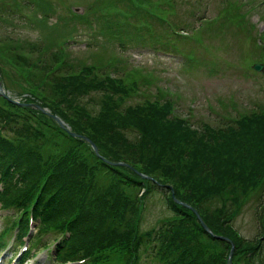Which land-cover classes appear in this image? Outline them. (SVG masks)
Instances as JSON below:
<instances>
[{
    "label": "trees",
    "instance_id": "trees-1",
    "mask_svg": "<svg viewBox=\"0 0 264 264\" xmlns=\"http://www.w3.org/2000/svg\"><path fill=\"white\" fill-rule=\"evenodd\" d=\"M28 44L29 46L26 47L17 41L11 45L17 48V51L10 53L14 63L22 69V76L25 75L26 82L33 88L32 91L28 89L32 96L25 100L39 102L49 107L53 113L67 120L73 130L92 138L103 155L114 161L128 162L130 165H127V168L132 174L136 175L131 166L153 177L146 180L134 176L128 180L129 186L126 184L124 186L141 190L150 184L155 191L169 195V208L177 215L183 212L173 199L172 188L169 185L171 183L184 187L185 193L190 198L183 199L178 192L175 193L176 196L178 195L177 198L193 203L203 215L206 223L217 234L231 236L233 233L226 227L223 231L219 221L212 222V219L204 214V206L220 197L221 194H231L236 199L240 196L245 199L256 196L261 207L260 213L264 215V110L253 109L243 112L240 116L221 120L217 125L205 123L201 127H193L183 121L184 119L173 115L170 101L145 99L130 102L131 99L127 98L138 87L135 86V79H132L129 84L111 75L100 76L97 73L100 66L97 64L88 66L79 73L73 71V74L61 75L56 69L62 53L59 54L58 59V53L55 50L50 51L51 58L58 62L57 66H53L42 58L50 59L41 42L29 41ZM25 48L32 52L37 51L41 55L38 57L39 61L35 62L25 56L23 54ZM65 63L66 61L63 62ZM69 64L68 60L65 69L72 70ZM137 76L138 72H134V77L137 78ZM47 85H49V90L45 88ZM121 87L125 88L127 97ZM43 88L44 92H40ZM50 90L51 93H49ZM45 92L47 94L43 95ZM95 99L97 101H94ZM41 115L50 117L41 110L13 103L0 95V171L11 162L16 165L21 162L25 164L23 167L25 166L26 172L22 177L23 188L17 190L23 192L24 188L31 185L29 189L31 191L34 183L42 185L43 194L38 199V202L41 201L42 204L37 206L39 216H42L49 208L54 210H51V220H47L48 223L45 225L41 223V228L52 223L55 215H59L64 219L70 218V223L78 232L84 231L90 238H93L95 244L82 253L78 246L80 235L77 234V242L75 241L71 250L63 252V260L80 261L90 256L95 248L103 247L109 244L113 237L121 235L123 226L126 228L128 226L129 230L136 233L134 219L129 221V215H127L124 225L119 213H115V217L99 218L101 220L95 226L97 218L92 216L90 204L92 201H101L104 191L98 184L101 183L98 171L101 166H107L111 171L117 170V167L104 162L95 155L87 141L71 136L58 126V130L63 135L62 138H65L64 143L67 144L69 140L75 141L77 145H82V149L85 150H82L84 156L90 153L86 160H84L85 157L75 161H71L68 157L64 158L65 162H74L75 165L80 163L82 172L79 177L71 170L62 171L63 167L60 170V158L63 155L59 153L45 155L44 158H48L50 162L45 172L39 171L40 167L33 161L26 160L30 152L32 135L36 137L42 131L41 126L48 125V122L40 119ZM51 127L55 126L51 123ZM79 141L81 143H78ZM45 144L49 146V142ZM58 148L61 149L59 146ZM69 152H71L70 149ZM91 153L96 163L99 164V168H95ZM162 177L168 178L167 183ZM200 183H204L205 188L201 187ZM201 189L208 193L207 198L204 199L199 193ZM27 191L25 190V193ZM16 193L15 189L8 192L10 198ZM38 193L41 194L42 189L35 190V194L39 195ZM123 200L124 198L118 197L116 202L123 206ZM132 206L134 209L137 207L135 204ZM256 209H259V206ZM122 218L125 219V216ZM191 225L201 229L195 216ZM216 225L221 230H218ZM185 228L174 223L169 225L167 230L162 229L167 231V237L171 235L173 238L179 229L185 230ZM201 234L205 235L204 232ZM260 234L251 240L240 237L239 242L242 246L253 245L255 251L260 247L256 240ZM151 239L152 237H146V242ZM217 241L212 240L216 248L217 245L227 246L222 241L219 243ZM169 243L170 240L167 244ZM171 246L182 253V259L187 260L186 264H212V261L207 262L199 257L200 251L197 248L186 249L177 241ZM164 255L159 253L160 259L163 264H169ZM220 255L224 257L225 254L222 252Z\"/></svg>",
    "mask_w": 264,
    "mask_h": 264
},
{
    "label": "rangeland",
    "instance_id": "rangeland-1",
    "mask_svg": "<svg viewBox=\"0 0 264 264\" xmlns=\"http://www.w3.org/2000/svg\"><path fill=\"white\" fill-rule=\"evenodd\" d=\"M2 1L0 2V14L6 12L9 14L6 21L0 19V36L3 39L6 36H13L18 39H33L35 42H41L42 47L48 51H46L47 57H50V59L42 57L45 61L57 66L58 62L51 58L50 52L55 50L58 53V59L59 54L62 53V58L65 57L69 60L70 67H74L73 70H78L79 67H82L85 57L88 59L95 58L92 48L88 47L91 46L88 40L95 34L93 28H98L101 25V19L99 18L101 12L112 11L120 13L126 6L125 4H135L142 11L146 8L143 0H14L15 4L13 6L6 5V2L11 0ZM157 1V6L155 7L161 9L162 12L173 15L172 11H176V16L172 17L173 20L180 21L182 19L188 22L187 25L192 24L195 28L191 38L181 37L179 43L187 41L185 44L192 47L188 48L189 51L207 53L213 61H223V64L217 72L209 71L207 68L208 64L198 63V60L194 62L188 61L186 58H180L176 52L157 53L150 47H134L138 49L137 51L143 53L129 52L127 54L128 64L123 62H119L118 65L111 64V68L117 69L118 73L123 74L127 79H132L133 77L132 73L127 70L128 66L139 65L141 77L137 79L140 80L141 93L134 95L132 98L137 100L148 95H158L163 98L165 93H169V96L175 101L176 114L187 118L188 122L195 126H202L204 123L218 124L220 120L236 117L240 113L253 109L264 110V84L262 82L264 76L260 71H256L253 68L254 61H264V0H177L175 2L176 5H173V2H168V0L161 4H159L160 0ZM170 4H172L171 9L165 7ZM150 5H152L151 2ZM121 15H123V12H121ZM133 18L140 24L148 20L144 16H135ZM148 18L155 22L152 29L160 30L163 25L162 20L151 15ZM158 23H161V27ZM105 30V34H109L108 25ZM131 31L130 34L125 35L128 40L136 37L137 32H135V29ZM259 33H262L261 40H258ZM98 34V39L92 43V47H104V44L102 45L99 42L101 32ZM1 37L0 39H2ZM128 40H126L127 43H129ZM117 41L119 40H111L114 44L111 43V46H105V48L107 50L111 48L115 50L127 49V47H122L119 43H116ZM165 41H157V43L168 44ZM134 45L137 46L136 43ZM2 49L6 53L7 46L5 43L2 45ZM185 56L188 59H193L195 54L187 53ZM62 58H60L56 69L59 74H64L67 70L65 65L63 66ZM0 61L1 79L7 93L19 100H27V97H31L32 94L30 95L28 89L32 91L33 88L26 82L27 78H25V75H23L24 77L22 76V69L9 58V53L7 52L4 59ZM98 63L99 65L103 64L101 62ZM142 79L144 80L142 81ZM48 87L49 85L45 88L49 90ZM44 90L43 88V91L40 90V92H44ZM49 93H51V90ZM46 94L47 92L43 93V95ZM159 97L157 98L160 99ZM94 101H97V99ZM44 120L48 123L52 121L46 116H44ZM53 121L55 123H51L55 127L44 124L42 131L36 137H34V134L32 135L27 161L31 160L35 163L43 161L47 146L45 144L42 146L38 145L40 141H46V137L49 138V141L50 139L62 140V136L56 130L58 122L55 119ZM72 144L69 142L63 145L64 148H69ZM40 148L41 150L39 151L38 149ZM55 148L53 147L52 149ZM82 150H84L82 145H77L72 147L71 152L64 154L69 155L71 161H75L78 158L83 159L84 153ZM19 165L21 166V172L17 171L15 182L16 177L17 179L20 178L25 168V166L23 167L24 163L20 162ZM117 166L125 175L137 176V174H132L126 166ZM114 177L110 174L102 176V185H107L105 187L106 193L101 196L102 200L100 202V204L104 202L101 208L102 219L107 215H114L113 198L124 196L130 200L132 198L136 199L139 194L136 188L112 182ZM120 177L123 176L120 175ZM1 178L2 176L0 177V189L6 179L3 178L1 182ZM162 178L167 183L168 178ZM15 184L9 185V187ZM170 185L183 199L190 198L185 193L184 187L172 185L171 183ZM200 186L205 188L204 183H200ZM20 187H23L22 182L15 186V190L19 191L17 189H20ZM198 189L200 188L198 187ZM203 191L201 189L199 193L204 198L207 192ZM254 199L255 197H251L243 200L239 197L237 201L236 197L231 196V194H221L220 197L204 206V214L208 215L212 222L219 221L223 231L226 230L225 227H229L233 232L230 238L234 243L238 259H244L253 250V245L251 244L243 246L240 244V235L247 240L257 237L259 233H261V238L264 235L263 216L259 209L250 205ZM100 204H91V209L94 213L98 212L97 209ZM190 205L194 206L193 203ZM167 206L168 199H165L160 193H153L151 196H147L143 204L140 231L154 230V227L158 226L161 221L160 228L164 227L167 222L179 224V218ZM196 206L199 207L197 204ZM121 207L122 212H127V215H129V221L138 216L136 207L134 209L130 204ZM184 209L185 212L186 210L190 211L188 208ZM1 210L3 209L0 208V215L2 214ZM231 213H234V216L226 225L224 219ZM94 216L97 218L96 215ZM186 218H189V216ZM187 220L184 219L183 222ZM2 223L3 221L0 219V228L3 225ZM61 223H63V220L57 218L50 227ZM220 227H217L218 230H221ZM127 229L123 226L122 234L113 237L109 242L110 245L107 244L98 250H94L93 258H95V262L91 259L83 264H99V260L109 258L111 254H115L114 264H129L132 253L137 250L133 245L135 233L132 234L129 230L126 231ZM176 237L180 245L186 246L188 244V248L199 249V257L207 262L212 261V264H227L230 258L229 252L233 245L229 246V248L217 245L216 248L212 240L201 234L198 227L190 225L186 226L185 230L179 229L177 236L174 238ZM217 242L219 243V241ZM10 244L2 264H8L7 262L16 253L12 242ZM93 245V238H90L87 234H80L78 246L81 250L90 249ZM159 247L160 242L154 252H147L150 255L148 257L147 254H140L139 251L141 249L139 248L137 260H139L140 256L142 257V260H139V264H156L155 260L150 257L152 252L156 255L158 254L155 250ZM225 250L228 251V254L224 255V257L219 255L220 261L214 263V256L222 252L225 254ZM172 252L174 255L170 256L171 258L175 256L177 259H181V253L178 250L173 249ZM35 255L36 253L33 251L32 257ZM46 255V252L41 253L38 258H44L46 261ZM261 258L257 253L254 255L256 264L261 261ZM23 264L37 263L33 261Z\"/></svg>",
    "mask_w": 264,
    "mask_h": 264
},
{
    "label": "water",
    "instance_id": "water-1",
    "mask_svg": "<svg viewBox=\"0 0 264 264\" xmlns=\"http://www.w3.org/2000/svg\"><path fill=\"white\" fill-rule=\"evenodd\" d=\"M254 67H256L257 69H260V70H263L264 71V63H255L254 64ZM0 91H1L2 94L5 95V92L2 89L1 81H0ZM34 106L41 107V106H39V104H34ZM55 117L58 119V121L61 123V125H63V126L65 125L64 122L58 116H55ZM72 134H76V133L75 132H72ZM82 136H83V138L89 140L92 143V145L95 148V150L98 152V146H97V144L93 140H91L89 137H87L85 135H82ZM203 225L206 228V230L208 232H210L209 228L204 223H203ZM220 238H222V237H220Z\"/></svg>",
    "mask_w": 264,
    "mask_h": 264
}]
</instances>
